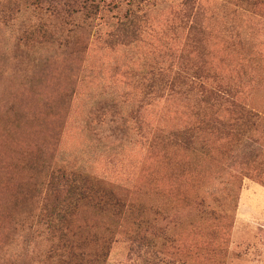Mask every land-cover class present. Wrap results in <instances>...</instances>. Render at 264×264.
I'll use <instances>...</instances> for the list:
<instances>
[{
	"label": "rangeland",
	"instance_id": "rangeland-1",
	"mask_svg": "<svg viewBox=\"0 0 264 264\" xmlns=\"http://www.w3.org/2000/svg\"><path fill=\"white\" fill-rule=\"evenodd\" d=\"M97 2L89 17L24 3L0 23V117L28 122L16 138L0 132L1 212L49 128L55 161L112 183L126 202L110 263L146 264L158 252L171 264H264V185L245 174L251 167L228 168L227 142L203 152L200 141L187 149L172 137L195 125L204 78L192 70L203 67L216 75L207 84L228 83L226 95L262 116L252 131L264 147V0ZM40 23L59 41L35 51L24 36ZM28 76L37 83L18 84ZM84 224L89 237L104 232L103 218ZM2 233L3 252L24 250L13 228Z\"/></svg>",
	"mask_w": 264,
	"mask_h": 264
},
{
	"label": "trees",
	"instance_id": "trees-1",
	"mask_svg": "<svg viewBox=\"0 0 264 264\" xmlns=\"http://www.w3.org/2000/svg\"><path fill=\"white\" fill-rule=\"evenodd\" d=\"M24 3L35 5L53 17L78 14L89 17L98 7L97 0H0V23L11 21L12 13L19 12ZM49 28L47 23L32 27L25 33L23 44L36 47L35 51L55 44L59 37ZM192 72L197 78H204L198 83L195 109L192 111L196 115L195 125L174 131V141L187 149L194 148L200 141L199 149L203 152H210L213 142V147L218 141L220 145L227 142L233 149L227 151L222 148L220 151L231 159L227 162L228 168L247 164L252 171L247 170L245 174L255 175L256 180L264 185V147L256 131H252L262 121V116L231 99L228 95L232 89L228 83L207 84L215 74L203 67ZM32 77L28 76L27 81L23 78L18 84L37 83L38 79L33 80ZM9 109L16 111L18 106L12 103ZM47 112L60 114L59 109H48ZM25 120L23 113L6 111L1 114L2 136L16 138L23 123L28 124ZM32 123L29 121V125ZM57 139L54 130L45 129L36 152L22 158L20 169L24 170L27 180L14 187L12 196L4 201L7 210H0V264H112L108 257L126 202L118 196L112 183L79 166L55 161L49 152L54 150ZM221 153H218L220 157ZM3 199L0 196V200ZM89 218H103L104 232L89 237L84 224ZM11 228L22 239L20 245L24 250L20 253L3 252L7 241L3 242L2 232ZM137 245L138 251L143 253H149L153 248L147 243L145 246L142 243ZM145 261L146 264H171L158 252L152 260Z\"/></svg>",
	"mask_w": 264,
	"mask_h": 264
}]
</instances>
